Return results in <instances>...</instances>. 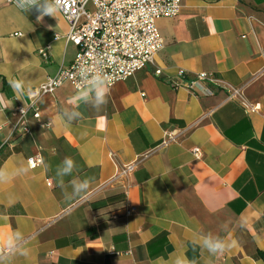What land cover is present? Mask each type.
Listing matches in <instances>:
<instances>
[{
    "label": "crops",
    "instance_id": "0c3cea01",
    "mask_svg": "<svg viewBox=\"0 0 264 264\" xmlns=\"http://www.w3.org/2000/svg\"><path fill=\"white\" fill-rule=\"evenodd\" d=\"M37 15L0 0V236L23 235L0 246V264H264V0H181L178 15L156 19L162 75L136 71L108 87L105 104L93 86L65 83L36 99L40 116L28 110L23 133L15 108L30 99L11 82L33 90L76 53L60 12ZM179 69L213 73L222 86L191 92ZM231 88L239 95L228 99ZM65 157L75 167L58 176ZM83 180L89 188L74 192ZM205 238L232 247L213 255Z\"/></svg>",
    "mask_w": 264,
    "mask_h": 264
},
{
    "label": "built area",
    "instance_id": "2783aa9c",
    "mask_svg": "<svg viewBox=\"0 0 264 264\" xmlns=\"http://www.w3.org/2000/svg\"><path fill=\"white\" fill-rule=\"evenodd\" d=\"M14 2V0H8ZM15 3V2H14ZM181 9V0H64L60 11L67 22L66 39L76 47L75 56L67 67L60 68L55 75L47 77L32 91L30 103L22 115L23 107L17 106L16 126H21L23 133L29 128L25 114L32 111L34 118H39L36 99L44 94L54 92L65 83L75 89L90 87L92 76H108V87L125 80L136 71L147 66L154 67L155 76L162 75L160 68L155 67V56L163 48L164 42L157 29L156 19L174 17ZM50 53V45L38 49L39 56L46 60ZM180 85L195 93H212L211 87H221L220 79L213 73L198 72L193 75L179 69ZM239 95V90H228V99ZM48 127L49 123H43ZM174 140L167 135L163 144ZM1 146V144H0ZM195 159L201 157L199 147L191 150ZM40 162L39 156L28 158V164L34 167ZM136 162L124 165L118 175L131 172ZM123 216L135 211L127 198L122 208ZM111 219L119 217L111 213ZM109 254H118L110 251Z\"/></svg>",
    "mask_w": 264,
    "mask_h": 264
},
{
    "label": "clouds",
    "instance_id": "9594fccd",
    "mask_svg": "<svg viewBox=\"0 0 264 264\" xmlns=\"http://www.w3.org/2000/svg\"><path fill=\"white\" fill-rule=\"evenodd\" d=\"M15 7L23 12H29L33 8L36 9L38 12L37 15V21H42L45 16L50 17H57V14L61 11L62 5L64 3V0H14ZM56 39H59L58 36H56ZM90 84H92L91 91H94L95 98L97 101L100 102V104H105L107 102L106 97L108 93V76L106 74L104 75H98V76H92L91 80L89 81ZM11 86L13 88V91L16 93V98L23 101V96L28 95L29 97L32 96V91L25 86V82L21 80H14L11 82ZM88 93L84 92L81 93L78 99H85L87 98ZM27 108V105L24 103V107L21 109L22 115L25 113ZM61 168L58 169V176H67L71 175L73 168L75 167V161L70 157H65V159L61 162ZM8 177V173L3 169L0 168V183L6 182ZM91 181L90 180H83L80 182L79 185H74L73 190L77 193H83L86 191L90 186ZM57 185L59 183L57 182ZM23 239V235L20 232H15L13 235H9L7 237V240L5 241L2 236H0V246L6 247L8 249L14 248L17 246V241ZM204 247L207 248V250L213 254H222L227 249L232 247L231 243L226 244L223 240L217 238L215 240H212L210 238H205L204 240ZM20 255L27 256L28 250L25 249L20 252ZM174 264H185L184 260L177 257L174 261Z\"/></svg>",
    "mask_w": 264,
    "mask_h": 264
}]
</instances>
